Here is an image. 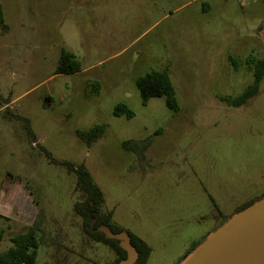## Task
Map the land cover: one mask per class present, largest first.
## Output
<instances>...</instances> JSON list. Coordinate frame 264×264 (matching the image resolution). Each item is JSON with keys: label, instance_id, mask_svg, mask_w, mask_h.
Here are the masks:
<instances>
[{"label": "rangeland", "instance_id": "rangeland-1", "mask_svg": "<svg viewBox=\"0 0 264 264\" xmlns=\"http://www.w3.org/2000/svg\"><path fill=\"white\" fill-rule=\"evenodd\" d=\"M0 1L9 26L0 32V253L40 222L36 264L117 258L84 233L76 177L42 148L87 167L104 210L152 248L147 264H180L264 199V75L246 104L229 102L264 61V0ZM63 50L80 72L56 73ZM165 69L177 111L164 97L145 106L137 87ZM119 104L134 116H116ZM100 125L106 133L89 147L78 132ZM147 139L144 154L123 148ZM119 240L127 247L126 235Z\"/></svg>", "mask_w": 264, "mask_h": 264}, {"label": "trees", "instance_id": "trees-1", "mask_svg": "<svg viewBox=\"0 0 264 264\" xmlns=\"http://www.w3.org/2000/svg\"><path fill=\"white\" fill-rule=\"evenodd\" d=\"M0 32H9V26L6 23L3 5L0 1ZM81 71V65L75 54L62 51L58 66L57 74H72ZM264 75V61L257 65L255 71L254 84L239 98L229 101L235 107L246 104L251 98L255 97L260 89V84ZM137 87L141 93L143 104L146 106L153 98H165L166 105L174 111L178 110L175 88L171 82L168 69L163 71H152L140 77L137 80ZM115 115L126 116L132 118L134 116L127 106L119 104L115 108ZM25 130L29 136L35 141V135L32 131L29 120H26ZM107 130L106 125L94 127L89 132H78V136L82 138L90 147L99 138H101ZM151 145V139L145 141L124 142L123 148L126 151L136 154H144ZM45 157L54 165H60L67 169L69 173H73L76 177V191L82 194V199L75 202L73 209L76 215L82 220L84 233L97 243L104 244L111 248L117 255L113 264H121L128 259V252L121 246L119 239L111 237L112 235L125 234L129 237L130 245L136 252V260L133 264H147L152 254L150 245L136 233L120 227L114 222L112 211H105V197L101 188L95 182L92 174L84 164L75 165L71 162H60L55 159L52 154L45 148H42ZM213 201V200H212ZM214 203V201H213ZM254 203L243 207L237 212L240 213ZM2 216L0 215V218ZM44 231L40 222H35L26 233H20L13 236L10 241L13 246L5 252L0 253V264H36L38 258V250L42 245ZM194 249L188 252V257ZM185 257V258H186Z\"/></svg>", "mask_w": 264, "mask_h": 264}, {"label": "water", "instance_id": "water-1", "mask_svg": "<svg viewBox=\"0 0 264 264\" xmlns=\"http://www.w3.org/2000/svg\"><path fill=\"white\" fill-rule=\"evenodd\" d=\"M238 214L236 220L220 229L215 240L209 242V238L185 262L200 250L188 264H264V199ZM109 235L119 239L125 234ZM127 247L123 248L134 254L130 256L128 253L129 264H133L137 255L128 236Z\"/></svg>", "mask_w": 264, "mask_h": 264}, {"label": "crops", "instance_id": "crops-1", "mask_svg": "<svg viewBox=\"0 0 264 264\" xmlns=\"http://www.w3.org/2000/svg\"><path fill=\"white\" fill-rule=\"evenodd\" d=\"M237 214V213H236ZM236 214L234 215V216H236ZM233 216V217H234ZM232 217V218H233ZM230 220V219H229ZM227 224V222H225V223H223V224H221L218 228H217V230H215V231H212L208 236H207V239H205V241H203L202 243H200V244H198L197 246H195L193 249V252L196 250V249H198L199 247H201L204 243H206L207 241H208V239L213 235V234H215L216 232H218L221 228H223L225 225ZM190 256V255H189ZM188 256V257H189ZM188 257H186V258H184L181 262H180V264H183L185 261H186V259L188 258Z\"/></svg>", "mask_w": 264, "mask_h": 264}, {"label": "bare ground", "instance_id": "bare-ground-1", "mask_svg": "<svg viewBox=\"0 0 264 264\" xmlns=\"http://www.w3.org/2000/svg\"><path fill=\"white\" fill-rule=\"evenodd\" d=\"M239 216H237V217H235L234 219H233V221L234 220H236L237 218H238ZM221 233V230L219 231V233L217 232V233H215V234H213L211 237H210V241L209 242H212L213 240H215V238H217V236L219 235ZM199 252H200V250H199ZM199 252H197L196 254H194L192 257H190L189 258V260L187 261V262H185L184 264H188Z\"/></svg>", "mask_w": 264, "mask_h": 264}]
</instances>
